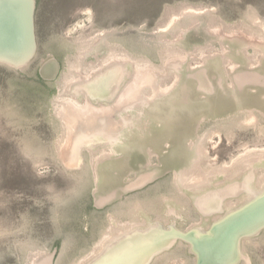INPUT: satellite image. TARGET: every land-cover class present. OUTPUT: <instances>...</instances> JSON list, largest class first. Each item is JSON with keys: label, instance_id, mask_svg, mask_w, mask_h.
<instances>
[{"label": "rangeland", "instance_id": "rangeland-1", "mask_svg": "<svg viewBox=\"0 0 264 264\" xmlns=\"http://www.w3.org/2000/svg\"><path fill=\"white\" fill-rule=\"evenodd\" d=\"M185 8L203 13L193 15L182 25L172 27L168 32L158 31L170 15L178 14ZM191 19L197 20L198 23L189 24ZM218 22L220 24L217 29L220 32H217V29L212 32V24ZM35 26L38 48L32 63L19 72L0 66V264H29L32 257L50 252L54 247H58L55 264L86 262L102 245L111 228L105 219L95 220L90 222L94 225L93 234L87 237L80 229L83 224L84 228L88 227L87 221L85 223L79 219L81 209L87 211L83 213L85 218L87 213L105 217L111 214L116 224L126 226L137 221L129 214L134 203L137 202L139 207L145 212L148 210L147 213L152 215L149 211L150 202L157 200L158 204H162L163 200L174 199L180 204L185 203L188 208L187 219L181 228L198 224V216L188 207L185 196L180 194L174 185V172H169L124 199L121 197L119 205L104 207L102 211L93 207L100 212L89 209L92 203L91 194L99 183L93 166V155L95 156L99 148L94 151L87 147L81 148L74 162L73 153L69 152L66 146H58L64 137V130L54 108L62 97H71L66 93L74 84L72 76L75 68L80 66L79 39L99 31H105L106 34L98 43V47L89 51L85 58L81 57L84 72L90 66L98 65L111 49L116 55H126L134 64L151 66L149 68L153 69L163 68L161 71L164 70L165 73L161 74L165 75L160 81L164 86L171 85L175 73H178L177 69L174 71L169 69V66L173 68L175 63L176 67L180 65L182 68L185 58V64L195 66L203 64L205 57L219 53L224 56L222 68L225 67L227 72L230 69L236 70L237 67L238 59L234 56L227 57V52L234 50L233 52H240L238 56H242L247 64L256 59V66L264 55V43L253 44L252 40H248L244 35L254 36V41L264 39V0H37ZM246 30L249 31L248 34ZM220 35L234 40V46L239 47L232 49L231 43L223 42ZM250 42L251 45H247ZM175 44L178 46H173ZM184 47L187 48L185 51ZM169 49L182 57L179 58L177 53V56L174 54L175 57L171 54L177 63L172 57V61L164 59L165 62H170L166 69L165 66L162 67L161 59ZM259 52L263 55L259 54L257 57L256 53ZM49 57L59 61L60 71L54 81L45 82L43 87L39 83L37 70ZM177 58L181 59L180 62ZM219 68L218 65V71ZM209 74L216 80L217 77L213 76L216 72ZM69 78L72 79L69 81ZM206 78L208 79V76ZM205 82L211 85L208 80ZM216 94V97L209 99L212 104L210 107L216 106L214 103L222 96L221 92L218 94V90ZM175 95L167 93L162 99H177ZM186 97L181 94L179 99L186 100ZM178 107L180 109L170 110L164 129L167 131L165 136L168 137L176 136L177 133L178 145L181 146L182 134H186L184 131L194 128L189 123L193 121L191 117L197 114V109L184 104H179ZM42 112L44 116L41 115ZM146 123L143 121L141 128L146 129ZM156 131L159 132L158 135L164 134L162 129ZM199 131L201 137L196 146L199 145L198 148L202 149L195 169L197 175H214L216 169L217 173L222 169L233 170L240 162L255 157V154L257 158L261 153L264 154V117L258 111L236 112L220 119L214 116L203 121ZM137 144L140 145L138 149L145 154L150 152L148 169L152 168L157 163L158 152L145 150L147 143L142 139L141 143ZM177 153L181 155L175 156V159L179 160L183 156L178 162L181 164L186 154L180 149ZM188 155L189 152L187 157ZM126 158V161H120V168L126 176L128 175L127 179H130L131 172L127 170L133 160L138 162V165L134 166L138 169H142V160L134 155H128ZM167 164L165 162V165ZM256 164L261 163H255V185L264 179V166L258 167ZM176 172L179 171H175V174ZM225 174H220V182H230L225 181ZM114 175L118 176L117 171ZM116 181L117 179L110 180L105 184L112 185ZM230 201L228 200L227 205L231 203L232 205L228 206H234ZM130 202L133 204H129ZM162 221L166 223L167 219L163 218ZM177 244L175 248L164 251L166 253L160 258L152 259L150 264H190L181 251L183 247ZM242 248L252 257V264H264V232L243 242ZM249 263L251 264L250 260Z\"/></svg>", "mask_w": 264, "mask_h": 264}, {"label": "water", "instance_id": "water-1", "mask_svg": "<svg viewBox=\"0 0 264 264\" xmlns=\"http://www.w3.org/2000/svg\"><path fill=\"white\" fill-rule=\"evenodd\" d=\"M36 9L37 0H0V66L19 72L27 68L34 60L38 48L35 26ZM220 39L223 42H230L232 49L237 46H234V40H230L227 37L221 36ZM186 49L184 47V50ZM262 50L264 51V46H262ZM233 51L227 52V57L234 56L238 59V61L236 60V70H228L226 72L222 68V58L224 56L219 53L205 57L203 64L200 65L190 66L185 64L184 60L182 68H172L174 70L177 69L178 73L177 75L175 73L176 79L171 86L160 92L158 96L153 97L154 99L152 100H141L142 102L139 104L141 110L139 111L138 109L136 112L138 116L142 115L144 119L148 120V125H146L147 132L151 129L152 120L158 124L156 129L164 130V134L158 135L154 131L147 137L149 148L151 147L153 152H158L159 158L161 157L159 159L160 162L162 161L161 163L171 160L170 154L173 156L174 152L176 156L181 155L175 150L177 147L172 150L168 149V152L167 150L164 152L157 150L160 141H169V137L165 136L167 131L163 127L166 126L165 122L169 118L170 110L179 108V104L197 109V114L191 117L193 121H196V124L201 120H207L214 116L220 119L236 112L248 110L258 111L264 117V56H262L261 61L256 66H251L247 64V61L242 56H238L240 52L237 51L236 53ZM218 65L220 66L219 71ZM130 66H132L131 62L107 65L94 72L88 78L74 82L66 94L74 96L78 95L79 90H82L85 92V102L88 105L91 102L96 105V100L105 98V101L106 97H111L115 92L121 90L120 83H122L123 77L119 81L118 79L123 74L120 72L124 71V73L129 74ZM213 67H216V69H213ZM59 71V61L54 57H49L40 64L37 76L42 82H52L57 78ZM212 72H216L213 75L217 77L216 80L210 76L209 73ZM206 76H208V79ZM205 80H208L211 85L207 84ZM215 89L218 90V94L221 92L222 96L217 99V103H214L216 106L210 107L212 105L209 102L210 97L217 96V90ZM167 93L173 96L176 94L175 97L177 99L174 97L162 99ZM181 94L187 96L186 100L179 99ZM111 104L113 105L114 101ZM68 105L72 106L71 104ZM134 112L133 109L132 113ZM184 132L186 134H182V143L187 140L191 131L188 129ZM79 136L77 141L88 142L85 135L80 134ZM78 151L79 149L77 150L76 148L73 154L76 158L74 162L78 158ZM133 155L137 158L141 157L139 159L142 160V169L134 167V164L136 165L138 162L133 160L127 172L131 171L134 178L131 181L128 180V183L123 182V178H128V175L126 176L124 170H121L119 161H114L112 164L106 165V167L100 165V167L96 168V179L99 183L98 188L96 187V190L92 193L93 207L95 209L102 210L121 197L142 190L169 172L178 170V167L173 162L171 166L164 165L148 169L150 166V152L149 154H145V152H137L136 154L135 151H132L130 157ZM260 166H264V162L258 167ZM115 171L118 173L117 177L114 175ZM251 175L253 182L251 186L238 190L237 184L240 185L241 179H234L231 182L224 183L222 186H218V188L214 186L198 196L195 208L202 216V219H206L202 220V224L199 226H192L184 232L177 228L164 230L159 225L157 228L160 231L157 228L148 227L138 228L137 231L132 229V232L126 233L135 247L133 249L132 246H129L134 250L135 257L127 264H150L152 259L172 248L178 240L191 245L190 252L197 258L195 264H239L240 259H243L245 264H250L249 259L243 258L240 241L244 238L257 236L264 230V186L258 188L257 184H254V174ZM115 179L117 181L112 184V187L113 189H118L116 191H110V189L107 191L106 189L110 185L105 183ZM243 193H247L248 196L243 197ZM216 195L217 197L219 196L218 199H216ZM228 200H231L230 202H233L234 206H228ZM235 200L237 203H235ZM216 215L219 216L214 217ZM132 234L135 235L132 236ZM117 238L113 239L114 242L118 240ZM114 242H110L112 246H104V249L102 248L94 257L88 258L83 264H123L121 257L116 256L108 259L109 251L114 247ZM57 255L58 247H54L50 252L32 257L29 264H55Z\"/></svg>", "mask_w": 264, "mask_h": 264}, {"label": "bare ground", "instance_id": "bare-ground-1", "mask_svg": "<svg viewBox=\"0 0 264 264\" xmlns=\"http://www.w3.org/2000/svg\"><path fill=\"white\" fill-rule=\"evenodd\" d=\"M201 13H203V11L202 12L201 11L197 12V11H194L193 9H190V8H185L184 10L182 9V11H180L178 14L170 15L168 17L167 21L164 22L163 25L159 27L158 31H160V32H168V31L171 30L172 27H179V25H182L186 19H188L190 17H193V15H200ZM197 23H198L197 20L191 19L189 24L194 25V24H197ZM211 23H212V21H211ZM219 24H220L219 22H218V24H214V23L212 24V27H211L212 28L211 29L212 32H216V29L218 28ZM207 25H208V23H207ZM209 25H210V23H209ZM221 26H222V24H221ZM181 29H183V28H181ZM224 30L226 31V29H224ZM243 30H244V28H243ZM247 31L248 30H246V32ZM217 32H220V31L218 30ZM238 32L240 33V31H238ZM243 32H245V31H243ZM248 32H247V34H248ZM105 34H106L105 31L104 32L103 31H99V32H96V33H92V34H90V35H88L86 37H82L81 39H79V41H78V39H76V41H78V45L81 46L80 49H79L80 50V53H79V60H78V62L80 63V66L82 67V70H81V67L80 66L78 67L80 69L79 70L76 67L77 65L76 66L74 65V67H76L75 68V71H74V76H72L73 79L72 78H69V81H70V79H72L73 80L72 83H74L75 81H78L80 79H83V78L87 77V75H89V74H93L94 72L100 70L101 67H105V66H107L110 63H114V62H118V63L119 62H121V63L122 62L123 63H125V62H131L130 59L128 60V57L126 55H124V54H117L116 55V53L114 54L113 50L111 49V51L113 53L108 50L106 52L107 53V56L98 65H96V63H95L94 65H96V66H90V67L88 66L89 68L86 69L85 72L83 71V66H82V63L83 62H81V60H83V59H81V57L82 58H85V55L87 53L89 54V51H93L94 49H96L98 47V43L100 42V40L103 39V37L105 36ZM242 34L244 35L246 33H242ZM244 37L247 38L248 40H252L251 41L252 43L253 42H256V43L258 42L260 44H263L264 43V39H262V38L261 39H256V41H254L255 40L254 39L255 38L254 36L252 37L250 35H248V36L244 35ZM176 39H177V37H176ZM251 42L250 43H247V45L248 44L251 45ZM102 43H104V42H102ZM243 47H244V45H243ZM201 48H202V46H201ZM178 49H179V47H178ZM104 53H105V51H104ZM176 53L177 52H171V50L169 49V51L167 53L163 54L162 59H161V61L163 63L162 64V67L165 66V68L167 69V65H168V63L170 64V62L167 63V60L165 62L164 59H168V61H169L174 54L176 55ZM171 54H173V55H171ZM256 54H257V57L259 56V54H262L263 55L262 52H259V53H256ZM175 55H174V57H175ZM177 55H178V53H177ZM200 55H201V53H200ZM174 57H172V60H173ZM178 57H179V55H178ZM180 57H182V56H180ZM201 57H203V56H201ZM174 59L176 60V58H174ZM195 59L196 58H194V60ZM172 60H170V61H172ZM178 60L180 62L181 59H178ZM183 60H186V58L183 59ZM174 62L177 63V60L174 61ZM255 62H256V59H253L252 61H250V64L249 65L254 66ZM131 63H132V66H130L131 71L129 72V74L124 73V71L120 72L123 75L120 77V79H118V81L121 80L122 77H123V79L125 77V80H129V81H128V84L125 81L126 84L125 85L123 84L124 87L123 86L120 87L121 88V90H120L121 92H120L119 95H117V98L114 99V104L113 105L111 104L112 105L111 107H109L110 105L107 106L111 102V101H108V100L107 101L105 100L106 102L104 103V106H107V107H103L102 109L99 108L101 110H99L98 108L97 109L96 108L93 109L92 106L89 107V105H91V104L88 105L87 102L85 103L84 101L83 102H78L77 100H75V98H72V97H68L66 99H64L62 97L63 99L61 98V100H59V102H57L58 104L54 108L55 109V114L61 120V123L63 125V130H64V133H63L64 134L63 135L64 137H63L62 141H60V143H59L58 146H61V147H65L66 146L67 150L69 152H71V153L74 154L75 149L76 148H77V150L79 149L78 148L79 145L80 146L83 145V148H84V145H86L88 142H93L94 141V138L95 137H92V134L96 133L97 130H98L97 132H99V134L102 137L105 138L104 140L111 141V140H109V138L110 137L114 138L115 137L114 134L116 133V131L119 130L120 127L124 126L126 124V122L129 121V119L127 118V116H126V118H127L126 120L127 121L124 120L126 122H122L123 119L121 121V118H120V121L119 120L118 121H115L112 118L113 116L116 115V113H115L116 111L115 110L122 109V111H125V110L134 109L135 107H138L137 104L139 103V100L154 99L153 97L158 96L160 94V92L165 91L166 88H168L169 86H171V85L164 86V85L161 84L160 78L165 75V74L164 75L161 74V73H165L164 70L161 71V69H163V68H161V69H157V68L156 69H153V68H149L151 66L143 67L144 65L143 66L142 65L140 66L137 63L136 64H134L133 62H131ZM75 64H77V63H75ZM173 64H174V66H172V67H176L175 66L176 64L175 63H173ZM236 66H237V64H236ZM236 66L234 65V67H236ZM179 67H181V66L179 65ZM232 67H233V64H232ZM232 67H228V68H232ZM86 68H87V65H86ZM169 69H172L171 66H169ZM73 70H74V68H73ZM73 70L71 72H73ZM84 70H85V67H84ZM150 70H152L153 72L150 71ZM230 70H232V69H230ZM131 72H133V74H131ZM120 73H119V75H120ZM70 76H71V73H70ZM174 77H175L174 78V80H175L176 79V75H174ZM67 82H68V80H67ZM120 85H122V84L120 83ZM67 103L68 104H71L74 107L69 106ZM96 105H97V102H96ZM101 107H102V105H101ZM117 117H118V115H117ZM165 127H163V128H165ZM80 134L85 135V138L88 137L86 139V140H88V142L83 143V140L77 141V138H78V136ZM142 137L143 136H141V138ZM142 141H145L147 143L146 145H148V142H147L148 141V138H147V136L143 137L142 138ZM198 147H200V146L197 145L195 147V150H194V152H195V160L193 161V163L191 164V166L189 168L186 167L187 169L185 168V169H182L181 171L179 170V172H176V174H175V181H176V183L179 184V186L185 185V184L186 185H191V186H189V189H192V190L197 189L199 187L198 186L199 184H204V183L210 184V183H214V182H212V180H210L211 179V177H210V174L211 173L210 174H207L209 176H206V174H200V175L198 174L197 175L196 172H195V169H196V167L198 165L197 163H198V160H199V155H200L201 149H202V148L200 149ZM108 148H110V147H108ZM60 149H63V148H60ZM109 153H112V149L111 148L108 151L104 147L99 148V150L97 151V153L95 154V156L93 155V163L98 162L99 159L100 160L101 159H105L109 155ZM255 155H256L255 157L253 156V157L249 158L248 160L246 159V160L240 162L237 167H234L233 170L232 169H229L227 171V169H222L220 171L218 170V173H217V169H216V173H214V174H216L218 176V178H220L221 177L220 176L221 173H224V174L226 173L223 177L226 178L225 181L227 180V181H230V182L233 181L234 179H239V180L241 179L240 180V185L237 184L238 185L237 186L238 188H240V187L245 188L246 186H250V185L253 184V182H252V175L251 174H254L255 163H263L264 162V154L263 155H262V153H261V155L259 154L260 155V157L258 156L259 158H257V154H255ZM64 159H66V158H64ZM242 159H243V157H242ZM74 160H75V158H74ZM253 162H255V163H253ZM259 165L260 164H258V165L256 164V166H259ZM119 166H122V163H120ZM115 167H117V166H115ZM263 180L264 179H262L261 182H258L257 185L258 186L261 185L262 182H263ZM217 183H218V186L224 184V182L223 181L220 182L219 179H218V182H216V184ZM247 196H248V194H247ZM218 197L216 195V199H218ZM194 200H195V198H194ZM249 202H251V200H249ZM230 204L231 203H229L228 205H230ZM131 225L132 224L123 226V228H126L125 229V232H123L124 235L119 236L117 238L118 240H115L114 245H113L114 247L111 248V250L109 251L110 253H109V258L108 259H112L113 257H116V256L117 257H121V259L123 260V264H127L131 259H133V257H135L134 256L135 253H134V250H133L135 247L130 242L131 239L128 238L129 236L126 234V233L129 232V230H128L129 228L128 227L131 226ZM155 228H157V227H155ZM157 229L160 231L159 228H157ZM116 230H117L116 232H118L119 229H116ZM109 231L107 233L108 236L104 239L103 243L108 238L111 237V234L109 233ZM133 235H135V234H132V236ZM112 238H113V236H112ZM129 246H132L133 249L131 247H129ZM99 247H98V249H99L98 251L101 250ZM96 254H97V250L94 252V254L91 257H94V255H96ZM82 263H80V264H82Z\"/></svg>", "mask_w": 264, "mask_h": 264}, {"label": "flooded vegetation", "instance_id": "flooded-vegetation-1", "mask_svg": "<svg viewBox=\"0 0 264 264\" xmlns=\"http://www.w3.org/2000/svg\"><path fill=\"white\" fill-rule=\"evenodd\" d=\"M131 74H133V72H131ZM125 81L128 84V81L129 80H125V77H124V79L122 80V83H121L122 85L121 86L124 87V85L126 84ZM39 83L43 87L45 86V82H42V81L39 80ZM120 92L121 91L115 92L114 93L115 95H113L114 97L111 96L112 98L111 97H108V98L106 97L107 98L106 101L107 100L108 101H111L108 105H110L114 101V99L117 98V95H119ZM84 93L85 92H83L82 90H79L78 95H74V96H71V97L72 98H75V100H77L78 102H83V101L85 102V99H84V95L85 94ZM106 101H104V98L102 100L98 99V100H96L97 105L92 104V102H91V106H92L93 109L94 108H96V109L97 108L98 109L101 108L102 109L103 107H106V106H104V103ZM100 104L102 105V107H101ZM139 104H141V101L137 104L138 107H135L134 108V111H135L134 113H132V110L133 109L125 110V111H122V109L115 110L116 111L115 112L116 115L113 116V117L111 116L115 121H118V120L120 121V118H121V121L123 119L122 122H126L127 121L126 120L127 118L129 119V121L126 122V124L124 126L120 127V129L116 131V133L114 134L115 135L114 138H112V137H110L111 139L109 138V140H111V141L104 140L105 138L102 137L99 134V132H97L98 131L97 130L96 133L92 134V137H95L94 138V141L93 142H88L86 145H84V147L87 146V148H90L91 151L97 150L98 148H101V147L106 148L107 151L110 148L112 149V153H109V155L105 159H101V160L99 159L98 162H95L93 164L95 169L97 168V166L100 167V165L106 167V165H110L114 161H119V163H120V161H123L125 159L127 160L128 158H126V157L128 155L130 157V155H132V151H135L136 154H137V152H140L141 153L142 150L138 149V147L140 145H138L137 143H141V139L143 137L150 136L149 134L151 132H154L155 131V133H159V132L156 131V130H158V129H156V128H158V124L154 120H152V124L150 125L151 126V129L148 132H147L146 129L141 128V126H142L141 123L143 121L147 122L148 120L144 119V117L142 115H140V116L137 115L136 110H138V109H139V111L141 110V107H139ZM111 106L112 105H110L109 107H111ZM41 109H43V108H41ZM101 109H99V110H101ZM43 114L44 113L42 112L41 115L44 116ZM117 115H118V117H117ZM126 116H127V118H126ZM57 118H58V116H57ZM124 120H126V121H124ZM203 121H205V120H201L198 124H196V121L195 120L194 121H190L189 124H192L191 126H194V128L193 129L192 128L189 129V131H191V132L188 134L187 140L184 141V143H182L181 146L178 145V138H177V136L169 137V141H160L159 142V146H157V150H160L162 152H164V151L167 150V152H168V149L169 150H172V149H175L177 147L175 150L178 151V149H180L182 153H185L186 154L184 160L181 161V164L178 163V162L182 159L183 156L179 160H177V159L174 160V158L176 156V153L174 152L175 155H173V156H172V154H170L171 160L167 161V163H168L167 166H171V164L173 162V163H175L176 167H178V171H179V169L182 170V169H185L186 167L189 168L191 166V164L195 160V152H194V150H195V147H196L197 142L200 140V137H201L199 135V132H200L199 130H200L201 126H202V122ZM141 136H143V137L141 138ZM108 147H110V148H108ZM78 148H79V150L81 148L83 149V145H81V146L79 145ZM146 149L149 151V150H151V147L149 148V145H147V146H145V150ZM188 152H189V155L187 157ZM153 156H156V155H153ZM156 157L158 159L157 160V163L155 165H153L152 168L153 167H162V166H164L165 163H161L162 161L160 162V160H159L160 158L158 156H156ZM134 166H136V165L134 164ZM172 172H174L172 174V179H173L174 185H176L177 189L179 190V193L182 194L183 196H185V198L187 200L188 207L191 208L192 209V212L194 214H196L198 216V218H199V223L196 224V225H193L192 224V226H197V225L199 226V225H201L202 224V220H206V219H202V216L196 210V208H195L196 200H197L198 196L202 195V193H203V191L205 189L206 190L204 192L208 191L209 189H212L214 186H216V188H218V183L216 184V182H218V176L216 174H214L215 176L214 175H210L211 179L213 180L212 182H214V183H210V184H207V183L199 184L198 186L200 188L198 187L197 189L192 190V189H189V186H191V185H186L185 184V185L179 186V184L176 183V181H175V177H174L175 176L174 175L175 174V170H173ZM94 177H95V175H94ZM133 178H134V176H133V173L131 172V178L130 179H127V178L124 179L123 178V182L124 183H128V180L131 181V180H133ZM112 186L113 185H110L107 189L108 190L110 189V191H111L113 189ZM262 186H264V181H263V183L261 185H259V186L257 185L258 188H260ZM136 192H138V191H136ZM133 193H129V194H133ZM242 195H244L243 197H246L247 194L246 193H243ZM125 197H127V195H125L122 198L124 199ZM122 198L119 199V200H117V201H115V202H113V203H111V204H109V205H107L105 208H108V207H111V206H114V205H119V203L122 201ZM194 198H195V200H194ZM91 200H92V203L90 204L89 209H93V211H95V212H100V211H96L93 208L92 194H91ZM172 200L171 199L170 200H163V203L162 204H158V201L157 200H155L153 202H150V208L151 209L149 211H150V213H152V215H150L149 213H147L148 210L145 212L141 207H139L138 204H137V202L134 203V205H133L134 207L133 208L130 207L131 209H130V213L129 214L132 217L136 218L137 221L135 222V224L133 226L131 225V226L128 227L129 228L128 229L129 232H132V229H136V231H137L138 228L141 229V228H145V227L146 228H148V227H154V229H156L155 227H158L159 225H161L164 230H171L170 228H177V229H180V230H182L184 232L187 231L192 226H190L188 228H185V229L184 228H181V226L185 223V220L187 219V215L186 214H187L188 208H187V206H186L185 203L180 204L179 202H177V200H174V199H172ZM131 203L132 202H130L129 204H131ZM235 203H237L236 200H235ZM80 211L82 212V214L79 216V219L82 222H85V223L87 221V225H88L87 228H84L83 227L84 224H83L80 229H82V233H84L87 237H91L92 234H93L94 225L93 224L91 225L90 222L93 223L95 220H101V219L104 220L105 219L106 220V223L108 224V226L112 229L111 231H109V233L111 234V237L108 238L104 242L105 244L102 243V245L99 247L100 249H102V248L104 249V246H106V245L112 246V244H110V242L111 243L114 242V240H113L114 238H117V237L123 235L124 234L123 232H125V229L126 228H123L122 224H120V225L119 224H116V222L113 219V216L111 214H108L105 217V215H103V216L100 215V214L91 215V214L87 213L86 214L87 215V218H85V215H83V213L84 212H87V211H84V209H81ZM218 216L219 215H216L214 217H218ZM163 218L164 219H167V222L166 223H164V221H162ZM116 229H119L118 232H116L117 231ZM262 232H264V230H262L260 233H262ZM112 236H113V238H112ZM254 237H256V236H254ZM254 237L244 238V239H242L240 241V249H241V251L243 253V258L249 259L250 262H251V264H252V257L247 252L243 251L244 249L242 248V244H243V242H245L247 240H250V239H252ZM177 243H179L181 245V247H183V250H181V251L184 253L186 260L190 264H195L197 258L190 252L191 245L188 244V243L181 242V241L178 240L172 248H175L178 245ZM98 250H97V253L99 252ZM164 253H166V252H163L162 254H164ZM162 254H160L157 257L160 258ZM157 257H155V259ZM239 263L245 264V262H244L243 259H240L239 260Z\"/></svg>", "mask_w": 264, "mask_h": 264}]
</instances>
